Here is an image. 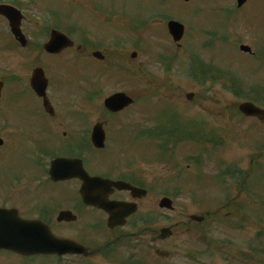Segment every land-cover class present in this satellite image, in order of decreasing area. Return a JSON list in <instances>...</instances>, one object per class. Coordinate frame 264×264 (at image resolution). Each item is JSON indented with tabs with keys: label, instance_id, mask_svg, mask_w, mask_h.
Listing matches in <instances>:
<instances>
[{
	"label": "rangeland",
	"instance_id": "374dc122",
	"mask_svg": "<svg viewBox=\"0 0 264 264\" xmlns=\"http://www.w3.org/2000/svg\"><path fill=\"white\" fill-rule=\"evenodd\" d=\"M17 1L25 10V25L32 46L25 50L7 48L4 44H8L10 39L4 34L7 33V28L4 20L0 18L1 79L19 74L28 80L33 68L43 61L52 81L57 83L63 80L61 83L64 85L70 81L65 90L69 96L68 111H82L81 103L77 99L79 86L84 79L90 80L84 68L79 65L77 70L83 71L76 72L73 69L76 64L64 60L71 59L73 52L65 53L60 58L35 53V45L45 40L35 34V25L43 26L49 18H54L50 13L52 11L58 13L63 21L68 17L69 22L78 29L89 28L104 36L105 40L116 37V42H119L124 37L133 35L126 32V22H132V26L136 25L134 28L138 27V33L134 34L132 40L124 39L121 42L119 49L123 54L116 57L112 63L114 65L121 61L124 66L126 63L129 70L121 72L122 69H118V72H114L115 66L112 68L110 61L102 65L99 76L91 77L90 94L100 86L99 80H102L105 91L100 102L117 90L137 95L139 105L127 111L124 117H127L125 122H136L139 128L158 124V121L152 120L154 117H160L166 121L165 124L173 121L176 126L178 122L185 125L186 118H194L203 121L202 128L208 127L202 137L205 143L195 145L185 142L176 148L175 154L168 153L164 158L166 163L161 161L162 158L158 156L156 149L153 150L154 154L149 156L153 161L150 166L145 164L144 158L138 159L139 168L148 172L156 183L161 184L163 180H167L169 186L182 187L180 184L183 180L194 178L198 182L194 185L188 184L189 187L183 191L185 196L175 199L174 212H165L169 224L186 221L189 214L215 211L226 204L229 196L237 198L238 191L233 181H226V188L216 183V176L220 173L217 165L224 169L235 166L242 170L254 165V171L259 168L260 173L264 175V122L243 117L238 113V105L254 97L260 99V104L264 107V61L261 64L239 49L241 44H249L254 47L256 55L263 52L264 0H251L241 9L237 8L236 0H193L189 3L183 0ZM170 14V17L180 19L186 25L181 46L174 43L168 35L165 18ZM95 37L99 38V35ZM104 42L105 46L111 44L109 41ZM134 50L138 51V57L131 59ZM192 55L204 63L205 69L210 66L216 68L221 75L219 82L200 84L194 80ZM89 65L95 67L99 64L89 60ZM224 73H231L233 79L235 76L242 80L244 97H237L230 88H225L229 75L227 77ZM20 88L16 85L11 92L7 91L5 98L0 101L2 121H5L8 113L14 120L25 112L26 116L28 112L38 113L36 116L41 114L38 101L31 94H25L26 91L21 92ZM188 92L196 93L193 102L186 99ZM173 102H179V106ZM90 106L91 110L98 106L96 98L91 101ZM148 118L152 119L149 121ZM41 121L34 118L32 127ZM191 122L190 126L194 131L202 129L198 123ZM121 127L127 126L123 124ZM210 140L213 142H209ZM207 142L209 150L201 160V169H197L190 157L200 155ZM138 147L139 152L144 149ZM260 152L263 157L258 162L256 156ZM12 154L11 163L9 159L1 161L0 178L8 176L9 165L14 169L13 161L17 165L19 151L14 150ZM174 155V167L180 165L176 169L168 160ZM181 167L183 171L178 176L175 171ZM199 171L201 173H198ZM247 188V193L237 198V203H240L242 208L238 205L225 208L226 210L219 213L220 223L214 220L201 227L202 236H194L184 230L175 231L173 238L165 244V249L172 252L173 257L161 264H195L194 259H197L196 264H264V256L257 253L258 251H252L256 248L261 251L264 247V238L257 239V233L264 230V180L254 177L249 181ZM158 201L156 198L148 199L143 205L146 209L152 208L158 216L161 213ZM227 212L232 213V217L225 219ZM161 225L163 224L158 226ZM155 247L158 245L155 244ZM0 264L21 262L13 255L0 253Z\"/></svg>",
	"mask_w": 264,
	"mask_h": 264
},
{
	"label": "flooded vegetation",
	"instance_id": "af4514ba",
	"mask_svg": "<svg viewBox=\"0 0 264 264\" xmlns=\"http://www.w3.org/2000/svg\"><path fill=\"white\" fill-rule=\"evenodd\" d=\"M89 45L88 41H84L80 43L79 48H72L74 52L71 59L82 55L89 58ZM75 71L81 73L80 70ZM19 81L24 83V91L33 92L28 89L25 79ZM90 81L85 79L79 86L77 99L81 103L82 111H68L69 96L65 90L70 85L69 80L67 85L53 84L50 81L48 93L54 106L52 113L45 111L42 100L38 98L41 102L37 100L41 113L39 116H36L38 113L35 112H28L26 116L25 112L14 120L8 113L5 121H2L0 116V137L4 139V144L0 146V165L1 161L8 159L11 163L12 151H19L17 165L13 161L14 169L9 165L8 176L0 178V208L16 209L23 218L41 220L50 226L54 234L78 241L91 254L31 258L18 256L20 259H51L52 264H154L151 254L156 250L155 243H146L140 239L144 238L145 234H154L161 229L154 228V219L150 214L146 213L143 217L132 215L127 219L125 226L110 229L107 227L109 216L103 210L83 202L82 180L68 176L73 175L74 169H59L55 174L57 179L51 175L52 162L58 158H68L81 161L90 176L113 182L123 181L146 190L142 199L152 195L154 187L160 189L156 192L157 195H167L164 190L169 186L167 182L163 181L161 185L156 186L150 174L139 168L137 160L129 159L137 155L134 152L140 139H156V129L149 128L140 133L134 128L121 127L120 119L114 121L115 115H122L130 107H135L136 99L134 105L119 113H112L104 106L100 107L101 112L105 111L94 119L91 117L89 99L94 97L96 92L94 90L90 94ZM34 118L42 121L32 127ZM96 124H103L106 131V144L102 150H97L91 140ZM110 125L120 127L110 128ZM33 131L36 132L31 133ZM160 135L164 137L158 138L159 146L162 140L168 145V134ZM98 156L99 160L96 158ZM95 190L100 195H108L110 200L136 201L139 212L142 209V199L135 198L139 193L119 190L114 186L108 188L106 185H99ZM182 194L184 193H174L177 197ZM182 224L187 226L186 231L193 229V223ZM128 228L133 230L131 240L124 239L128 234H122ZM156 243L161 244L160 248L165 245V241ZM122 257L126 259L122 260Z\"/></svg>",
	"mask_w": 264,
	"mask_h": 264
},
{
	"label": "water",
	"instance_id": "95a60500",
	"mask_svg": "<svg viewBox=\"0 0 264 264\" xmlns=\"http://www.w3.org/2000/svg\"><path fill=\"white\" fill-rule=\"evenodd\" d=\"M247 0H238V6L241 7L246 3ZM0 13L10 17L13 23V31L17 37L22 36L19 29L20 15L13 8L7 6H0ZM13 13H15L13 17ZM18 15V16H17ZM169 29L176 41L181 40L184 34V26L178 22L172 21L169 23ZM23 37V36H22ZM64 38L60 33L55 32L52 40L46 45L48 51L53 52L54 50H61L66 45H64ZM23 40V38H22ZM243 51H249L250 48L247 46H241ZM40 71L35 72L34 81L38 80V75ZM38 88L37 86H34ZM191 98L192 95H189ZM131 102L126 95L118 94L107 100L106 105L113 110H119L122 108L121 105H125ZM123 105V106H124ZM240 111L246 116L258 117L264 120V109H261L251 102H245L240 106ZM94 142L96 145H100L101 141L98 138V133H95ZM87 202L101 205L100 201L87 200ZM163 205L172 207V203L169 200H165ZM107 208V207H104ZM53 237L50 233L44 230L40 224L36 221H26L19 218V216L14 215L10 211H0V248L11 249L16 252L31 255L38 253H52L54 250ZM160 255H169L168 253L158 252Z\"/></svg>",
	"mask_w": 264,
	"mask_h": 264
},
{
	"label": "trees",
	"instance_id": "16d2710c",
	"mask_svg": "<svg viewBox=\"0 0 264 264\" xmlns=\"http://www.w3.org/2000/svg\"><path fill=\"white\" fill-rule=\"evenodd\" d=\"M232 86H233L232 88L234 92L239 95L240 92L242 91V87H243L242 83L238 81H234L232 82ZM235 174L236 173L234 172L232 175L234 176ZM251 176H252V172L250 170L244 174L242 172H239V175H236V177L241 178L242 180L241 183L245 182L248 179V177H251Z\"/></svg>",
	"mask_w": 264,
	"mask_h": 264
}]
</instances>
